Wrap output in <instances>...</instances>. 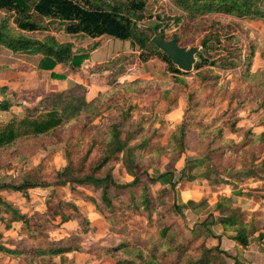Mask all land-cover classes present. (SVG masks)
<instances>
[{"label":"trees","instance_id":"16d2710c","mask_svg":"<svg viewBox=\"0 0 264 264\" xmlns=\"http://www.w3.org/2000/svg\"><path fill=\"white\" fill-rule=\"evenodd\" d=\"M170 1L187 12L190 19L186 22L184 18L182 20V17H176V19L167 17L168 20H174L177 26L183 21L182 29L170 34H159L158 25L151 30H143L138 25L144 19L146 9L144 0H0V12L4 14L0 18V46L16 54L27 53L41 56L38 68L53 71L60 64L78 68L89 59V54L76 50L73 43L60 41L56 36L57 31L71 37L81 36L91 39L110 36L122 41H130L133 48H138L140 63L160 59L168 65L169 71L177 77V80L185 85L186 80L181 79L180 76H186L188 73L179 70L172 60L154 44L153 38L159 35L167 40L175 39L184 46L188 38H195L200 33H204L202 49L198 53L199 59L194 67L197 76L203 81L212 82L214 76H219L213 71L219 62L225 64L224 69L233 70L237 69L244 60L243 66L251 69L257 52L256 46L252 44L247 51H244L242 47L226 49L221 60L210 61L214 59V56L209 52L214 50V46L224 47V38L228 42H241L239 38H236L237 31L245 42H249L248 33L236 19L250 17L264 19V0ZM213 14L225 15L229 19L228 21L214 19L215 17H210ZM98 47V43L94 44L91 52ZM132 59L127 58V60ZM122 61L114 59L102 68L110 73L111 89L99 94L92 101L77 93L83 89L82 85H75L67 91L50 93L34 108L28 107L21 120L12 119L7 123L0 121V154L5 149L15 146L19 140L51 136L65 124L78 122L88 124L99 116L103 106L112 96L118 93H140L155 85L153 81L140 79L121 83L119 80L126 72ZM252 74L264 87V78L260 79L258 74ZM52 75L62 78V75L55 73ZM139 86H145L143 91ZM7 91V87H0V96L4 97L0 101V112L9 111L13 106L6 97ZM263 106L264 102L260 103L258 108ZM121 110L116 119H110L108 130L104 134L105 139L100 142L101 157L90 171L82 174V170L77 171L72 163H69L57 172L56 185L62 187L70 185L72 194L94 205L96 211L106 220H108L104 214L106 209H109V213L119 210L126 213L148 214L150 220L154 218V215L157 216L158 239L153 244L124 241L114 248L98 250L96 256L108 257L113 260V264H165L167 260L172 264H215L219 255L231 258L219 247L208 248L205 244L193 246L192 241H183L174 226L162 223L165 219L162 194L156 196L151 188L167 177L171 179L173 176L171 173H161L158 177H153L150 174L151 168L148 167L145 173L147 179H141L139 177L141 173L138 174L140 167L144 166L143 163L150 157L162 156L165 152L183 153L186 150L191 124L183 122L171 134L166 146H155L153 150L145 152L151 146L150 138L145 133L140 134L138 131L141 128L140 124L132 120L131 114L134 107L121 108ZM239 121L238 118L226 120L216 129H204L200 135L210 141L209 148L220 143L219 150H224L226 154L230 153L233 157L244 158L246 148L264 147V132L256 134L248 130L240 141L226 137L227 133L239 132ZM133 127L134 130H132ZM132 139L140 142L131 146ZM119 162H122L134 176L133 182L121 184L116 181L115 164ZM260 163V166H254L250 170L239 171L236 174L237 178L247 180L264 177V158ZM170 184L171 190H174L176 184L171 181ZM40 186L25 179L20 183L15 181L0 184V192H19L30 199L29 190ZM81 187L91 189L96 198L82 193ZM0 205L11 209L1 196ZM173 209L181 213V207L176 205V202ZM12 213L13 221L24 223L30 234V240L22 239L16 242L15 249L0 247V251L20 257L26 260L27 264H35L37 259L47 263L54 257L71 252L76 248L75 244L81 240L79 234H87L91 230V222L73 202L69 201L61 200L55 207L48 205L45 212L37 211L32 215L22 214L19 210H12ZM68 222L77 223L78 235L72 231H63L62 226ZM221 224L226 232H233L232 238L244 247L249 245V238L257 229L256 219L250 223H244L237 214L224 216ZM29 241L35 244L31 245ZM234 260L235 264H239L237 259Z\"/></svg>","mask_w":264,"mask_h":264},{"label":"rangeland","instance_id":"374dc122","mask_svg":"<svg viewBox=\"0 0 264 264\" xmlns=\"http://www.w3.org/2000/svg\"><path fill=\"white\" fill-rule=\"evenodd\" d=\"M144 1H146L144 19L138 23L143 30L154 29L159 24L158 17L162 15L172 17V19L182 17V20L184 18L186 22L190 19L187 12L181 10L170 0ZM2 15L4 14L0 12V18ZM210 17L224 21L229 19L221 14H213ZM236 20L248 33L249 42H245L237 31L236 38H239L241 42H228L224 38V47L216 48L214 46V50L209 52L214 56V59L210 61L221 60L225 54L224 51L228 48L242 47L244 51H247V48L252 44L256 46L257 52L251 69L243 66L244 60L237 69L233 70L224 69L225 64L219 62L213 68L214 73L219 76H214L212 82L203 81L197 76V71L194 70L186 76H180L181 79L186 80L185 85L177 80V77L169 71L168 65L160 59L140 63L138 48H133L130 41H122L110 36L91 39L81 36L71 37L57 31L56 36L60 41L73 43L76 50L88 53L90 59L92 58L91 48L93 45L98 43L99 47H102L94 55V62L92 60L94 65L90 68L81 70L84 63L78 68H71L67 65L56 67V71L62 73V78L52 75L55 70L45 73L39 72L38 65L41 56L27 53H23L26 55L21 56L23 54H15L0 46V70L3 75L0 83L8 81L9 76L6 73L14 68L16 70L26 68L24 73L27 76H25L24 81L29 82V89L21 91L19 95H14L11 90L7 92L6 97L14 101V106L10 112L0 114V121L3 122L24 117L28 107L38 106L40 101L50 93L69 90L75 85L83 86V89L77 93L84 95L88 100L93 99L98 94L106 93L111 89L109 82L112 79H110V73L102 70V68L114 59L123 60L122 65L126 69L125 75L120 79L121 81L132 82L140 79L153 81V85L155 84L144 91L145 86H139L142 87L143 91L140 93H118V95L112 96L103 106L99 116L88 124L87 122L65 124L53 132L51 136L19 140L15 143L16 145L14 144L15 146L5 149L0 154V184H9L15 181L20 183L27 179L31 183L41 185L29 190L30 199L19 192L3 195L11 205V209L0 205V219L2 220L0 223V242H6L14 237H29L22 223L13 222L12 210H19L22 214L32 215L37 211L45 212L48 205L55 207L61 200L73 202L89 221L92 219L93 227L96 230L91 232L88 238L95 239V234L105 233L107 237L104 240H98L99 242L87 238L81 246L83 247L82 251L77 254L69 253L67 257L64 255L52 264H93V262H87L89 259L87 250L98 248L102 242L119 243L117 242L119 238L125 242L133 243L140 241L153 244L157 241L159 233L157 216L154 215V218L150 220L148 214L126 213L119 210L109 213V209H106L104 210V214L108 217L106 220L104 216L95 214L94 205L84 202L81 197L72 194L70 185L63 187L56 185L57 172L69 163H72L73 168L77 171L82 170V174L90 171L101 157L100 142L105 139L104 134L108 130L110 119H116L122 111L121 108L127 109L131 106L134 107L131 114L132 120L141 126V128L138 126L136 128H139L140 134L145 133L150 138L151 146L145 152L153 150L152 148L155 146H166L171 134L183 122L191 124L186 150L183 153L165 152L162 156L150 157L143 163L144 166L140 167L138 174L141 173L139 176L141 179H147L145 173L150 167V174L153 177H158L162 171V173L173 175L171 179L167 177L164 180L166 183L164 181L157 182L151 188L156 196L162 194L164 201L162 209H164L165 215L162 223L174 226L183 241H192L193 246L204 244V235L200 236L199 233L194 235L193 231L202 230L209 234L205 230H208V227L215 222L218 206L213 205L212 200L189 201V194H182V189L191 188L192 182L208 183L212 186L227 184L231 190L236 189L239 186V178L236 174L243 169L250 170L254 166H260V161L264 158V147H248L247 150H244L246 151L244 158L241 156L233 157L230 156V153L226 154L224 150L218 149L220 143L209 148L210 141L200 135L204 129H216L222 122L236 118L240 120L239 132L233 135L227 134L233 137L231 139L240 141L248 130H252L256 134L264 132V106L258 108L260 103L264 102V87L252 74H258L260 79L264 78V19L250 17ZM182 25L183 21L179 23V26L175 25L172 31H167L168 34L181 31ZM204 37L205 34L200 33L195 38H188L184 46H199L202 49L201 42ZM127 58L132 60H127ZM198 59L197 57V62ZM3 78H6V81ZM134 129L133 127L132 130ZM139 142V140L132 139L130 145L133 146ZM114 173L116 181L121 184L133 182L135 179L122 162L115 164ZM170 181L176 184L174 190H171ZM182 185L183 188H181ZM252 185L264 194V182L255 179ZM81 189L82 193L96 198L91 189H83V187ZM244 189L248 190L247 188ZM247 193L251 192L248 191ZM174 202L181 207V213L174 211ZM189 209H192L194 213L189 212ZM232 210L231 204L229 212H233ZM258 215H261V212H258ZM10 224H12L11 229L6 228ZM78 227L76 222H68L63 226V229H70L77 233V231L79 232ZM109 231L111 233L107 234ZM260 242H263L262 238ZM41 261L39 259L36 264H43ZM0 263L16 264L13 259L8 258L2 259ZM21 264L26 263L22 261ZM103 264H110V262L107 261ZM165 264L172 263L167 260ZM215 264H234V261L229 257L219 255ZM239 264L241 263L239 262Z\"/></svg>","mask_w":264,"mask_h":264},{"label":"crops","instance_id":"0c3cea01","mask_svg":"<svg viewBox=\"0 0 264 264\" xmlns=\"http://www.w3.org/2000/svg\"><path fill=\"white\" fill-rule=\"evenodd\" d=\"M101 48L102 47H98L96 50L91 52L92 54L90 53L92 55V58L90 59V56H89V59L84 62L81 70H83V68H90V66L94 65V63H92V60L94 62V58H95L94 55L97 54V51ZM25 55L26 54H23L21 56H25ZM87 64H91V65H87ZM60 65H63V64H60ZM60 65H58L57 68ZM0 69H1V67H0ZM25 70H26V68L21 69V70H18V69L16 70V68L11 69L9 72L6 73L9 76L8 81H6V78H3V80H5L6 82L0 83V87H7L8 91L11 90L14 92V95H17V94L19 95L21 91L28 90L29 89V86H28L29 82L27 83L24 81V79L26 78L25 76H27L26 73H24ZM39 72L45 73L47 71L40 70ZM48 72H50V71H48ZM55 73L62 75V73H59L58 71H56V69H55ZM1 76H3V75H2L1 70H0V80L2 81ZM119 81L121 83H124L121 80H119ZM62 91H67V90H62ZM7 92H6V96H7ZM98 96H99V94H98ZM98 96L94 97L93 99H91L89 101L94 100ZM3 99H4V97L2 96L0 101H2ZM7 99L9 101H11L12 103L14 102V101L10 100L8 97H7ZM13 106H14V104H13ZM13 106H12V108H13ZM12 108L6 112H0V114L1 113L2 114L8 113L12 110ZM22 118H23V116L19 117V120H21ZM1 122H3V121H1ZM4 123H7V122H4ZM227 134H229V133H227ZM227 134H226V137L233 138ZM231 135H233V134H231ZM163 169H165V167H163ZM255 179H258V180L264 182V177L252 178V179L241 180V181L238 180L239 186L233 190H231V187H229V185H227V184H225V185L220 184L219 186H212L208 183L192 182L191 188L182 189V191H181L182 194H184V193L189 194V201L199 202L203 199L204 200H212L211 201L212 204L213 205L216 204L218 206V208H216V213H215V215L217 216L215 218V222L211 226L208 227V230H205V231L209 232V234L204 233V231H202V230L201 231L194 230L193 234L197 235L199 233L198 235H200V236L204 235V237H203V239L205 240L204 244L208 248L219 247L222 251L226 252L229 256H231V259L234 261V264H235L234 259H237L241 264H264V238H263V234H264V194L261 193V191L257 190L256 186L252 185L253 182L255 181ZM181 188H183V185L181 186ZM244 188H247L248 190H246ZM248 191H250L251 193H247ZM11 193H16V192L2 191V192H0V196L5 202H7V200L3 197V195L11 194ZM257 194H259V195H257ZM237 195H238V197H237ZM236 200H238V201L236 202ZM231 204H232V208H233L232 211L233 212L230 213L229 209L231 208ZM188 211L194 213L192 211V209H189ZM39 212H41V211H39ZM258 212H261V215H258ZM95 214L97 216H101L97 211L95 212ZM230 214H237L239 216V219L241 221H243L244 223H250L253 219L257 220V229L253 234H251V236L249 238L250 243L247 247L242 246L241 244H239L237 241H235L232 238L234 236L233 232H226L224 230V227L221 224V220L224 216H227ZM243 214H244V216H243ZM191 215L195 216L194 214H191ZM1 222H2V220L0 219V223ZM13 222L22 223L24 226V229L27 231L23 222H21V221H13ZM90 222H91L90 232L87 234H79L81 240L75 244L76 248L74 250H72L71 252H67V253L63 254L62 256L65 255L67 257L69 253L77 254L78 252L83 250L82 249L83 247H81L82 244L85 242V240L91 234V232L96 230L93 227L92 219H90ZM12 224L8 225V227L6 226V228L11 229ZM63 226H62V229H63ZM64 230L65 229H63V231ZM65 231H71V230L67 229ZM72 232L75 235H78V231H77V233L75 231H72ZM27 233H28V231H27ZM62 233H63L62 235L65 236V233L64 232H62ZM109 233H111V231H109L107 234H109ZM105 234H95V236H94L95 239L92 237H90V238L96 240V242H99L98 240H104L107 237V235H105ZM28 235H29V237H27V238H23V237L15 238L14 237V238L8 239L6 242H3V243L0 242V247L15 249L16 248L15 247L16 242H19L22 239H26L27 241L30 240V234L28 233ZM90 238H88V239H90ZM261 238L263 239V242H260ZM117 240H118L117 242H119V243L108 244V242H104V243L102 242V243H100L98 248H93L92 250L88 249L87 255L89 256V259L87 260V262L88 263L93 262V264H103L104 262L108 261V262H110V264H113V260L108 258V257L98 258L96 256V252L100 249H103V248L104 249L105 248H114V247L120 245L122 242H124L121 238H119ZM29 243L31 245L35 244L32 241H29ZM62 256L54 257L51 261L48 260V262H50V264H52V262L60 260ZM7 258L13 259L16 262V264H21L22 261H24L27 264L26 260H24V259L22 260V259H20V257L13 256L11 254L0 251V261L2 259H7ZM38 260L39 259H37L35 261V264L37 263ZM40 260H42V259H40ZM41 262L43 264H49L48 262L47 263L43 262V260Z\"/></svg>","mask_w":264,"mask_h":264},{"label":"water","instance_id":"95a60500","mask_svg":"<svg viewBox=\"0 0 264 264\" xmlns=\"http://www.w3.org/2000/svg\"><path fill=\"white\" fill-rule=\"evenodd\" d=\"M153 42L172 60L179 70L188 74L194 71L197 56L201 50L199 46H181L177 40H167L159 35L153 38Z\"/></svg>","mask_w":264,"mask_h":264},{"label":"built area","instance_id":"2783aa9c","mask_svg":"<svg viewBox=\"0 0 264 264\" xmlns=\"http://www.w3.org/2000/svg\"><path fill=\"white\" fill-rule=\"evenodd\" d=\"M158 26H159V30L158 33L162 34H168V32L172 31L176 25L174 20H168V18L166 17V15H162L160 17H158ZM170 30V31H169ZM168 31V32H167Z\"/></svg>","mask_w":264,"mask_h":264}]
</instances>
